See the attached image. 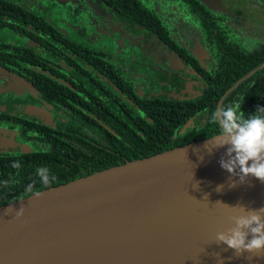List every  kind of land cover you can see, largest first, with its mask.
I'll return each instance as SVG.
<instances>
[{"label": "trees", "instance_id": "trees-1", "mask_svg": "<svg viewBox=\"0 0 264 264\" xmlns=\"http://www.w3.org/2000/svg\"><path fill=\"white\" fill-rule=\"evenodd\" d=\"M180 1L212 66L173 38L144 0H97L128 34L153 37L180 62L174 70L149 63L156 91L149 94L145 84L130 81L119 52L91 33L88 14L75 2L77 17L69 22L66 9L41 12L25 1L0 0V72L27 82L64 120L52 132L23 126L22 141L35 149L0 154V207L226 130H264V39H247L201 0ZM186 71L204 81L199 96L176 95ZM203 119L208 123L200 126ZM189 120L198 124L181 134Z\"/></svg>", "mask_w": 264, "mask_h": 264}, {"label": "water", "instance_id": "water-1", "mask_svg": "<svg viewBox=\"0 0 264 264\" xmlns=\"http://www.w3.org/2000/svg\"><path fill=\"white\" fill-rule=\"evenodd\" d=\"M20 113L52 119L38 106ZM262 226L264 130L225 132L0 207V264Z\"/></svg>", "mask_w": 264, "mask_h": 264}, {"label": "rangeland", "instance_id": "rangeland-1", "mask_svg": "<svg viewBox=\"0 0 264 264\" xmlns=\"http://www.w3.org/2000/svg\"><path fill=\"white\" fill-rule=\"evenodd\" d=\"M27 2L33 9L44 11L68 12L63 19L69 22L75 20L76 13L73 14V2L88 14L90 31L96 35H102L107 46V51L117 50L121 65L126 69L130 81L136 84H145L148 92H156L155 82L151 76L149 63L162 66V68L176 69L180 62L174 55L167 52L166 47L159 44L153 37L145 35L136 36L128 34L121 24H117L109 15V12L102 8L97 0H18ZM144 2L154 9L165 21L171 35L180 43H186L192 49V54L199 60L208 58L200 42L199 32L195 22L188 17L180 0H144ZM207 7L211 8L217 15L222 16L224 24L233 30H243L247 39H264V0H201ZM79 12V11H78ZM65 22V21H63ZM61 24V22H60ZM73 23H69L71 25ZM143 52L148 54L145 57ZM133 56L135 59L133 60ZM150 56V57H149ZM145 59V62L143 60ZM138 63L146 69H140ZM150 73H149V70ZM0 77L7 79L0 84V91L7 89L10 94L0 95V103L27 100L23 93L17 91L19 82L7 74L0 73ZM162 89V88H160ZM6 92V91H5ZM7 92V93H8ZM194 237L188 239L187 236L173 237L177 241H187L189 251L187 257L197 256L213 257L223 253H242L246 251L264 250V233H232L220 238H206L204 234H192ZM201 235V236H199ZM185 237V238H184ZM180 244V243H179ZM172 246H181L172 244ZM183 247H185L183 245ZM199 251H197V249ZM185 251L177 249L170 251L168 245L163 244V240L132 242L120 247H111L104 250H88L63 254L42 259L27 264H88L103 255L131 256L127 264L134 261H143L148 257H178ZM136 259V260H135ZM132 261V262H131ZM140 263V262H136Z\"/></svg>", "mask_w": 264, "mask_h": 264}, {"label": "flooded vegetation", "instance_id": "flooded-vegetation-1", "mask_svg": "<svg viewBox=\"0 0 264 264\" xmlns=\"http://www.w3.org/2000/svg\"><path fill=\"white\" fill-rule=\"evenodd\" d=\"M201 62L203 64H206L207 67L212 66L213 61L211 58H205L201 59ZM1 73V72H0ZM184 75V81H183V89L180 91V93L176 94L180 98L188 99L190 97L199 96L203 89H204V81L201 80V77H196L192 75L190 72H185ZM5 74V73H3ZM15 78L19 84L17 91L20 93H23L24 96L27 97V100H15V101H8L7 103L4 102L3 104L0 103V154L2 155H8V154H18L20 152H27V151H33L35 149V145L33 142L29 141H22V129L23 126H33L35 127L38 125V127L45 128V131L52 132V129L54 128V125L60 124L64 120H58L59 118L55 116V113L52 109L47 108L45 105H43L40 101H38L37 96L33 92H28L22 87V83L25 82L24 80H20L16 77ZM4 81H7V79L0 77V84ZM27 83V82H25ZM6 91V92H5ZM7 89L0 91V95H8L10 92H8ZM149 94H155L156 92H148ZM168 93V92H167ZM170 93V92H169ZM171 94V93H170ZM22 105H31V106H38L41 108H45L48 113L52 115V119L46 120L42 119L40 120L38 117L34 116H28L26 114H21V106ZM221 118V117H220ZM223 127L225 126L224 120L221 118L219 120ZM208 121L203 119L200 120V126L207 125ZM190 124H193L192 126ZM198 123L195 121L189 120L185 126L180 130V133H184L185 130L189 131L193 129ZM225 132H228L226 130Z\"/></svg>", "mask_w": 264, "mask_h": 264}, {"label": "bare ground", "instance_id": "bare-ground-1", "mask_svg": "<svg viewBox=\"0 0 264 264\" xmlns=\"http://www.w3.org/2000/svg\"><path fill=\"white\" fill-rule=\"evenodd\" d=\"M221 229H209L204 233H196V234H204L202 236H207L206 238H220L228 234H232L238 230V228H227V227H220ZM246 232H253L264 233V226L259 228H253L246 231L237 232L246 233ZM195 234V235H196ZM188 239L193 238L194 236L190 233L185 234ZM201 236V235H199ZM185 238V237H184ZM178 244L181 246H172V244ZM180 243V244H179ZM163 244L168 245V248L171 250L182 249L183 251L180 256L178 257H148L143 261H134L133 264H264V250H259L256 252H242V253H223L221 255H215L213 257H205V256H197L196 258H189L187 257L186 251H189L188 247L186 246L188 243L187 241H177L173 239V237L163 240ZM183 245L185 247H183ZM197 249V248H196ZM199 251V249H197ZM131 256H115L113 255H103L93 261L89 262L88 264H127L126 261H130ZM136 260V259H135ZM132 262V261H131ZM140 262V263H136ZM27 264V263H26ZM132 264V263H131Z\"/></svg>", "mask_w": 264, "mask_h": 264}]
</instances>
